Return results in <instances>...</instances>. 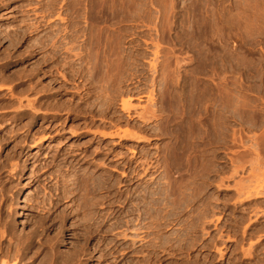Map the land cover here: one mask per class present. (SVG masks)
Listing matches in <instances>:
<instances>
[{
  "label": "rangeland",
  "instance_id": "rangeland-1",
  "mask_svg": "<svg viewBox=\"0 0 264 264\" xmlns=\"http://www.w3.org/2000/svg\"><path fill=\"white\" fill-rule=\"evenodd\" d=\"M0 74L8 264H264V0H0Z\"/></svg>",
  "mask_w": 264,
  "mask_h": 264
},
{
  "label": "bare ground",
  "instance_id": "bare-ground-1",
  "mask_svg": "<svg viewBox=\"0 0 264 264\" xmlns=\"http://www.w3.org/2000/svg\"><path fill=\"white\" fill-rule=\"evenodd\" d=\"M102 1V0H101ZM101 3V2H100ZM83 5V4H82ZM104 7V6H103ZM84 9V8H83ZM109 14V13H108ZM83 25V24H82ZM29 31V30H28ZM109 31V30H108ZM84 32V31H83ZM92 32V31H91ZM99 32V31H98ZM100 33V32H99ZM106 33V32H105ZM119 33V32H118ZM85 34V33H84ZM96 34V33H95ZM25 35V34H24ZM101 35V34H100ZM6 36V35H5ZM9 36V35H8ZM55 36V35H54ZM107 37V36H106ZM72 38V37H71ZM79 38V37H78ZM17 39V38H16ZM15 40V39H14ZM76 40V38H72L71 39V41L70 42H72V44H73V42ZM112 41V40H111ZM76 42V41H75ZM105 42V41H104ZM64 43H65V41H64ZM97 43V42H96ZM108 43H109V41H108ZM121 43V42H120ZM105 44V43H104ZM12 45V44H11ZM14 45V44H13ZM74 46V45H73ZM37 47V46H36ZM69 47V46H68ZM115 48V47H114ZM104 49V48H103ZM116 49V48H115ZM28 50V49H27ZM99 50V49H98ZM105 50V49H104ZM76 51V50H75ZM28 52V51H27ZM77 52V51H76ZM97 52V51H96ZM107 52V51H106ZM113 52V51H112ZM4 53V52H3ZM87 53V52H86ZM102 53V52H101ZM116 53V52H115ZM106 54V53H105ZM108 54V53H107ZM119 54H120V52H119ZM24 55V54H23ZM81 55V54H80ZM102 55V54H101ZM109 55V54H108ZM107 55V56H108ZM115 55V54H114ZM144 55V54H143ZM8 56V55H7ZM22 56V55H21ZM110 56H111V54H110ZM118 56V55H117ZM54 57V56H53ZM72 57V56H71ZM86 57V56H85ZM92 57V56H91ZM112 57V56H111ZM114 57V56H113ZM8 58V57H7ZM10 58V57H9ZM14 58H15V56H14ZM94 58V57H93ZM92 58V59H93ZM107 58V57H106ZM132 58V57H131ZM48 59V58H47ZM85 59L86 58H84V61H85ZM88 59V58H87ZM82 60V59H81ZM94 60H95V58H94ZM101 60V59H100ZM110 60V59H109ZM114 61H115V59H113ZM61 61V60H60ZM90 61V60H89ZM108 61V60H107ZM116 61H118V60H116ZM103 63H104V61H102ZM101 62V63H102ZM119 62V61H118ZM61 63V62H60ZM87 63V62H86ZM112 63V62H111ZM110 63V64H111ZM124 63V62H123ZM40 64V63H39ZM58 64V63H57ZM62 64V63H61ZM81 64V63H80ZM106 64V63H105ZM42 65V64H41ZM90 65V64H89ZM108 65V64H107ZM111 65H113V64H111ZM117 65V64H116ZM57 66V65H56ZM115 66V65H114ZM80 67V66H79ZM103 67V66H102ZM110 67V66H109ZM89 68V67H88ZM101 68V67H100ZM55 69V68H54ZM80 69V68H79ZM86 69V68H85ZM94 69V68H93ZM102 69V68H101ZM21 70V69H20ZM97 70H98V68H97ZM96 70V71H97ZM51 71V70H50ZM86 71V70H85ZM79 72V71H78ZM95 72V71H94ZM17 73H19V72H17ZM23 73V72H22ZM72 73V72H71ZM75 73H76V71H75ZM88 73H89V70H88ZM84 74V73H83ZM93 74V73H92ZM95 74V73H94ZM93 74V75H94ZM96 74L97 75H100L101 77H104V78H107L106 76H107V71H105V72H102V71H100V72H96ZM110 74V73H109ZM108 74V75H109ZM1 75V74H0ZM31 75V74H30ZM87 75H89V74H87ZM27 76V74L25 75V77ZM33 76V75H32ZM90 76V75H89ZM88 76V77H89ZM95 77H97L96 75H94ZM75 77V76H74ZM87 77V76H86ZM109 77V76H108ZM26 78H28V77H26ZM32 78V77H31ZM91 78V77H90ZM6 79V78H5ZM25 79V78H24ZM84 79V78H83ZM92 79H94V78H92ZM103 79V78H102ZM13 80V79H12ZM88 80V79H87ZM105 80V79H104ZM103 80V81H104ZM9 81H10V79H9ZM5 82H6V80H5ZM100 82H102V81H100ZM184 83V82H183ZM199 83V82H198ZM101 85V84H100ZM173 85V84H172ZM171 85V86H172ZM175 85V84H174ZM196 85V84H195ZM48 86V85H47ZM186 86V85H185ZM197 86V85H196ZM100 87V86H99ZM103 87V86H102ZM151 87V86H150ZM178 87V86H177ZM187 87V86H186ZM46 88V87H45ZM96 88V87H95ZM173 88V87H172ZM102 89V88H101ZM198 89H200V87L198 88ZM103 91V90H102ZM106 91V90H105ZM120 91V90H119ZM190 91V90H189ZM187 92V91H186ZM193 92V91H192ZM97 93V92H96ZM107 93V92H106ZM106 93H104L105 95H103L104 97L103 98H105V102H104V104L105 105H103L105 108H104V110H103V113L104 114H107L108 113V111H110L111 109H113V106L115 105V103H116V101H117V92H116V95L114 94L113 96H110V95H106ZM112 93V92H111ZM139 93V92H138ZM153 93V92H152ZM170 93V92H169ZM178 93V92H177ZM190 93V92H189ZM101 94V93H100ZM96 96V95H95ZM118 96H119V94H118ZM121 96V95H120ZM177 96V95H176ZM180 96V95H179ZM173 97H174V95H173ZM172 97V98H173ZM185 98V97H184ZM192 98V97H191ZM177 99V98H176ZM179 100V99H178ZM199 100V99H198ZM72 101V100H71ZM176 101V100H175ZM190 101V100H189ZM32 102V101H31ZM63 102V101H62ZM83 102V101H82ZM101 102V101H100ZM180 102V101H179ZM195 102H196V100H195ZM199 102V101H198ZM19 103V102H18ZM63 103H65V102H63ZM77 103V102H76ZM92 103V102H91ZM124 104H123V108H122V110L124 111V112H126V113H128V114H130V112H131V110L132 109H134L135 108V106L132 104V99H128L127 101H125V102H123ZM200 103V102H199ZM61 104V103H60ZM96 104V103H95ZM198 104V103H197ZM48 105H49V103H48ZM71 105V104H70ZM176 105V104H175ZM179 105V104H178ZM1 106V105H0ZM8 106H10V105H8ZM15 106V105H14ZM35 106V105H34ZM54 106V105H53ZM183 106V105H182ZM194 106V105H193ZM11 107V106H10ZM63 107H65V106H63ZM179 107V106H178ZM201 107V106H200ZM12 108V107H11ZM54 108H56V107H54ZM73 108V107H72ZM71 108V109H72ZM75 108V107H74ZM180 108H181V105H180ZM196 108H198V106L196 107ZM189 109V108H188ZM54 110V109H53ZM56 110V109H55ZM65 110H66V108H65ZM92 110V109H91ZM101 110V109H100ZM135 110V109H134ZM153 110V109H152ZM197 110V109H196ZM27 111V110H26ZM61 111V110H60ZM146 111H147V109H146ZM91 112V111H90ZM102 112V111H101ZM86 113V112H85ZM92 113V112H91ZM102 113V114H103ZM146 113V112H145ZM148 113V112H147ZM182 113V112H181ZM114 114H115V112H114ZM86 115V114H85ZM180 115V114H179ZM189 115V114H188ZM34 116V115H33ZM98 116V115H97ZM142 116V115H141ZM140 116V117H141ZM148 116V115H147ZM182 116V115H181ZM192 116V115H191ZM202 116V115H201ZM5 117V116H4ZM15 117V116H14ZM87 117V116H86ZM146 117V116H145ZM183 117V116H182ZM181 117V118H182ZM34 118V117H33ZM142 118H144V116H142ZM155 118V117H154ZM99 119V118H98ZM151 118H148V120H150ZM167 119V118H166ZM200 119H201V117H200ZM1 120V119H0ZM147 120V119H146ZM145 120V121H146ZM176 120L178 121V117H176ZM194 120V119H193ZM197 120V119H196ZM104 121V120H103ZM121 121V120H120ZM171 121V120H170ZM200 121V120H199ZM148 122V121H147ZM165 122H166V120H165ZM165 122H164V124H165ZM182 122V121H181ZM187 122V121H186ZM194 122V121H193ZM197 122V121H196ZM128 123V122H127ZM195 124V123H194ZM173 125V124H172ZM180 125V124H179ZM186 125H188V124H186ZM185 125V126H186ZM57 126V125H56ZM164 126V125H163ZM193 126H195V125H193ZM199 126V125H198ZM197 127V126H196ZM180 128V127H179ZM183 128V127H182ZM193 128V127H192ZM202 128V127H201ZM164 129V128H163ZM198 129V128H197ZM196 129V131H198ZM200 129V128H199ZM159 130V129H158ZM173 130V129H172ZM187 130V129H186ZM71 131V130H70ZM170 131V130H169ZM182 131H184V130H182ZM160 132H161V130H160ZM178 132V131H177ZM125 133V135L126 136H131V133L129 132V131H125L124 132ZM162 133V132H161ZM173 133V132H172ZM172 133H170V134H172ZM201 133V132H200ZM155 136V135H154ZM160 136V135H159ZM169 136V135H168ZM178 136V135H177ZM184 136V135H183ZM190 136V135H189ZM197 136V135H196ZM170 137V136H169ZM174 137V136H173ZM185 137V136H184ZM178 138V137H177ZM180 138V137H179ZM174 139V138H173ZM135 141L137 142V143H142V142H147L148 140L147 139H143V138H141V137H136V139H135ZM191 143V142H190ZM193 143V142H192ZM191 143V144H192ZM174 144V143H173ZM168 145V144H167ZM192 145H194V144H192ZM195 146V145H194ZM194 146H193V148H194ZM181 147V146H180ZM166 148V147H165ZM184 148V147H183ZM197 148V147H196ZM178 149V148H177ZM186 148H184L183 150H185ZM166 150V149H165ZM172 150H173V148H172ZM171 149H170V151H172ZM195 150V149H194ZM164 151V150H163ZM176 151V150H175ZM179 152V151H178ZM185 152V151H184ZM191 152V151H190ZM201 152V151H200ZM149 153V152H148ZM182 153V152H181ZM187 153V152H186ZM79 154H81V153H79ZM166 154V153H165ZM189 154V153H188ZM248 154V153H247ZM61 155V154H60ZM74 155V154H73ZM169 155V154H168ZM174 155V154H173ZM66 156V155H65ZM85 156V155H84ZM155 156V155H154ZM171 156V155H170ZM169 156V157H170ZM176 156V155H175ZM188 156V155H187ZM190 156H193V155H190ZM15 157V156H14ZM153 157V156H152ZM166 157V156H165ZM177 157V156H176ZM82 158V157H81ZM167 158V157H166ZM171 158V157H170ZM174 158V157H173ZM172 158V159H173ZM189 158V157H188ZM197 158V157H196ZM86 159V158H85ZM89 159V158H88ZM149 160V159H148ZM147 160V161H148ZM182 160V159H181ZM184 160V159H183ZM200 160V159H199ZM85 161V160H84ZM90 161V160H89ZM163 161V160H162ZM185 161V160H184ZM253 161V160H252ZM77 162V161H76ZM138 162V161H137ZM180 162V161H179ZM182 163H183V161H181ZM189 162V161H188ZM97 163V162H96ZM165 163V162H164ZM172 163V162H171ZM178 163V162H177ZM185 163V162H184ZM99 164V163H98ZM168 164V163H167ZM13 165H14V163H13ZM90 165V164H89ZM169 165V164H168ZM174 165V164H173ZM182 165H184V164H182ZM194 165V164H193ZM161 166V165H160ZM97 167V166H96ZM170 167V166H169ZM188 167V166H187ZM190 167V166H189ZM171 168V167H170ZM199 168V167H198ZM235 168V167H234ZM236 168H238V167H236ZM241 168V167H240ZM89 169V168H88ZM145 169V168H144ZM150 169V168H149ZM185 169V168H184ZM191 169V168H190ZM74 170V169H73ZM84 170V169H83ZM166 170V169H165ZM212 170V169H211ZM259 170V169H258ZM167 171V170H166ZM236 171V170H235ZM73 172V171H72ZM172 172V171H171ZM189 172H190V170H189ZM195 172V171H194ZM212 172V171H211ZM87 173V172H86ZM168 173V172H167ZM182 173V172H181ZM200 173V172H199ZM261 173V172H260ZM93 174V173H92ZM102 174V173H101ZM166 174V173H165ZM235 174V173H234ZM81 175V174H80ZM95 175V174H94ZM168 175V174H167ZM191 175H193V173L191 174ZM195 175H196V173H195ZM263 175V174H262ZM90 176V175H89ZM184 176V175H183ZM198 176V175H197ZM200 176V175H199ZM83 177V176H82ZM87 177V176H86ZM100 177V176H99ZM153 177V176H152ZM165 177V176H164ZM168 177H169V175H168ZM195 178V177H194ZM103 179H105V178H103ZM138 179V178H137ZM155 179V178H154ZM158 179V178H157ZM181 179V178H180ZM185 179V178H184ZM183 179V180H184ZM193 179V178H192ZM85 180H87V179H85ZM109 180V179H108ZM160 180V179H159ZM188 180V179H187ZM91 181V180H90ZM181 181V180H180ZM116 182V181H115ZM149 182V181H148ZM156 182H157V180H156ZM182 182V181H181ZM180 182V183H181ZM186 182V181H185ZM185 182H183V183H185ZM83 183V182H82ZM90 183V182H89ZM88 183V184H89ZM109 183V182H108ZM126 183V182H125ZM146 183V182H145ZM151 183V182H150ZM175 183V182H174ZM179 183V182H178ZM192 183H193V181H192ZM68 184H69V182H68ZM85 184V183H84ZM172 184H173V182H172ZM86 185V184H85ZM163 185V184H162ZM165 185V184H164ZM187 185V184H186ZM240 185V184H239ZM106 183H105V181L103 180V181H100L99 180V182H98V185H96V187L99 189V190H105V188H106ZM168 186V185H167ZM176 186V185H175ZM174 186V187H175ZM197 186H199V185H197ZM203 186V185H202ZM87 187V186H86ZM90 187V186H89ZM95 187V188H96ZM179 187V186H178ZM110 188V187H109ZM144 188V187H143ZM169 188V187H168ZM173 188V187H172ZM191 188H193V187H191ZM205 188V187H204ZM111 189V188H110ZM155 189V188H154ZM153 189V190H154ZM170 189V188H169ZM179 189V188H178ZM200 189H201V187H200ZM78 190V189H77ZM97 190V189H96ZM99 190H98V192H99ZM149 190H150V187H149ZM152 190V189H151ZM161 190V189H160ZM86 191V190H85ZM206 191V190H205ZM87 192V191H86ZM91 193H92V191H90ZM89 192V193H90ZM101 192V191H100ZM103 192V191H102ZM147 192V191H146ZM152 192V191H151ZM180 192V191H179ZM192 192V191H191ZM197 192V191H196ZM95 193V192H94ZM104 193V192H103ZM102 193V195H98L99 196V198L98 199H95V200H93V198H91L89 201H87V205H84V206H91V207H95V208H97L98 210H99V213H95V214H93L95 217H97L98 219H99V222L97 223V225H96V227H94V228H96V230L97 231H100V232H102V230H103V225H105L104 223H103V219H105V215H106V213H104V211H105V204H106V202L108 201V198L109 197H107V196H104V194ZM110 193V192H109ZM166 193V192H165ZM169 193V192H168ZM182 193V192H181ZM72 194V193H71ZM96 194V193H95ZM115 194V193H114ZM129 194V193H128ZM131 194V193H130ZM135 194H136V192H135ZM178 194H180V193H178ZM183 194H185V193H183ZM195 194V193H194ZM242 194V193H241ZM113 195V194H112ZM120 195V194H119ZM145 195V194H144ZM198 195V194H197ZM200 195V194H199ZM254 195H255V197H254ZM81 196V195H80ZM83 196V195H82ZM130 196V195H129ZM148 197L147 198H151V193L150 192H148V195H147ZM158 196H159V194H158ZM161 196V195H160ZM169 196V195H168ZM175 196V195H174ZM173 196V197H174ZM178 196H180V195H178ZM193 196V195H192ZM195 196V195H194ZM254 198H261V197H264V192H262V191H256V193H254L253 195H252ZM252 196H247V198H248V200H249V198L251 197L252 198ZM157 197V196H156ZM166 197V196H165ZM176 197V196H175ZM188 197V196H187ZM186 197V198H187ZM81 198V197H80ZM154 198V197H153ZM195 198V197H194ZM246 198V199H247ZM171 199V198H170ZM192 199V198H191ZM199 199V198H198ZM180 200H183V199H180ZM179 200V201H180ZM82 201V200H81ZM126 201V200H125ZM139 201V200H138ZM150 202L148 203L147 201H146V203H148V210L146 211V212H148L147 213V216H148V218H150L151 216H153V215H151V213H149V211L151 210V205H152V200H149ZM164 201V200H163ZM174 201V200H173ZM85 202V201H84ZM122 202V201H121ZM141 202V201H140ZM186 202V201H185ZM145 203V204H146ZM163 203V202H162ZM177 203H179V202H177ZM177 203H176V205H177ZM58 204V203H57ZM86 204V203H85ZM123 204V203H122ZM132 204V203H131ZM174 204V203H173ZM108 205V204H107ZM133 205V204H132ZM158 205H159V203H158ZM179 205V204H178ZM180 205H181V203H180ZM191 205V204H190ZM140 206V205H139ZM146 206V205H145ZM146 206V207H147ZM170 206V205H169ZM185 206V205H184ZM172 207V206H171ZM183 207V206H182ZM56 208V207H55ZM89 208V207H88ZM158 208V207H157ZM85 209V208H84ZM91 209V208H90ZM94 209V208H93ZM142 209V208H141ZM176 209V208H175ZM174 209V210H175ZM186 209V208H185ZM87 210V209H86ZM96 210V209H95ZM110 210V209H109ZM138 210V209H137ZM154 210V209H153ZM165 210V209H164ZM178 210H179V208H178ZM197 210H199V209H197ZM94 211V210H93ZM82 212V211H81ZM92 212V211H91ZM102 212V213H101ZM127 212V211H126ZM161 212V211H160ZM166 212V211H165ZM164 212V213H165ZM179 212V211H178ZM205 212V211H204ZM87 213V212H86ZM109 213V212H108ZM91 214V213H90ZM133 214V213H132ZM145 214V213H144ZM67 215V214H66ZM138 215V214H137ZM162 215V214H161ZM62 216V215H61ZM88 216H89V212H88ZM93 216V217H94ZM133 216V215H132ZM135 216V215H134ZM146 216V215H145ZM146 216V217H147ZM159 216V215H158ZM67 217V216H66ZM65 217V218H66ZM145 217V218H146ZM155 217V216H154ZM154 217H152V218H154ZM197 217V216H196ZM195 217V218H196ZM200 217V216H199ZM92 218V217H91ZM83 219V218H82ZM90 219V216H89V218H88V220ZM98 219H97V221H98ZM130 219V218H129ZM157 219V218H156ZM164 219V218H163ZM163 219H161V220H163ZM180 219V218H179ZM194 219V218H193ZM85 220V219H84ZM87 220V221H88ZM93 220V219H92ZM95 220V219H94ZM120 220V219H119ZM146 220V219H145ZM147 220H149V219H147ZM151 220V219H150ZM45 221V220H44ZM52 221V220H51ZM97 221H95V222H97ZM183 221V220H182ZM186 221V220H185ZM83 222V221H82ZM89 222V221H88ZM94 222V223H95ZM154 222H155V220H154ZM159 222V221H158ZM197 222H199V221H197ZM201 222V221H200ZM53 223V222H52ZM118 223H119V221H118ZM196 223V222H195ZM13 224V223H12ZM43 224V223H42ZM88 224V223H87ZM125 224V223H124ZM147 224V223H146ZM182 224V223H181ZM56 225V224H55ZM89 225V224H88ZM118 225V224H117ZM14 226V225H13ZM41 226V225H40ZM93 226V225H92ZM125 226V225H124ZM134 226V225H133ZM12 227V226H11ZM10 227V228H11ZM120 227V226H119ZM8 228V227H7ZM88 228V227H87ZM139 228V227H138ZM164 228V227H163ZM12 229V228H11ZM15 229V228H14ZM13 229V230H14ZM48 229H49V225H48ZM90 230H88V233H91V228H89ZM108 229V228H107ZM146 231H145V233H146V235H147V238H148V241H151L153 238H152V230H153V227H152V221L151 222H149L148 223V226L146 227ZM193 229V228H192ZM8 230V229H7ZM12 230V231H13ZM36 230H38V229H36ZM47 230V229H46ZM45 230V231H46ZM109 230V229H108ZM114 230V229H113ZM127 230V229H126ZM139 230V229H138ZM138 230H136L135 229V231H138ZM141 230V229H140ZM160 230V229H159ZM186 230V229H185ZM90 231V232H89ZM97 231H95L96 233H97ZM39 232V231H38ZM37 232V233H38ZM95 232H93V233H95ZM107 232V231H106ZM132 232V231H131ZM139 232V231H138ZM17 233V232H16ZM87 233V232H86ZM105 233V232H104ZM109 233V232H108ZM157 233V232H156ZM1 234V233H0ZM15 234V233H14ZM125 234V233H124ZM144 234V233H143ZM11 235V234H10ZM17 235V234H16ZM22 235V234H21ZM20 235V237H19V242H17L18 243V249H15V250H17V251H15L16 252V254H13L14 256H12V253L13 252H11V247L10 246H7V247H3V245L1 244L0 245V256H2V259L0 258V264H8V259H10V258H12V257H17V256H15V255H21V254H23L24 252H25V249L28 247H25V245H26V238L24 237V235L23 236H21ZM45 235V234H44ZM58 235V234H57ZM83 235V234H82ZM81 235V236H82ZM88 235V234H87ZM102 235V234H101ZM126 235V234H125ZM187 235V234H186ZM28 236V235H27ZM36 236H38V235H36ZM43 236V235H42ZM56 236V235H55ZM100 236V235H99ZM127 236V235H126ZM137 236H139V235H137L136 234V237ZM58 237V236H57ZM88 237V236H87ZM125 237V236H124ZM31 238V237H30ZM33 238L34 237H32V239L31 240H33ZM36 238V237H35ZM53 238V237H52ZM144 238V237H143ZM162 238V237H161ZM103 239H104V237H103ZM164 239H166V238H164ZM17 240V239H16ZM86 240V239H85ZM88 240V239H87ZM15 241V240H14ZM13 241V242H14ZM30 241V240H29ZM138 241V240H137ZM167 241V240H166ZM12 242V243H13ZM45 242V241H44ZM52 242V241H51ZM54 242V241H53ZM11 243V242H10ZM30 243H31V241H30ZM38 243V242H37ZM133 243V242H132ZM32 244V243H31ZM48 244H50V243H48ZM99 244H101V243H99ZM144 244V243H143ZM12 245V244H11ZM85 245V244H84ZM133 245V244H132ZM140 245V244H139ZM150 245V244H149ZM155 245V244H154ZM157 245V244H156ZM15 246V245H14ZM30 246V245H29ZM32 246V245H31ZM101 246V245H100ZM97 247V246H96ZM134 247V246H133ZM54 248H55V246H54ZM86 247H84L83 249H85ZM98 248V247H97ZM152 248H153V246H152ZM28 250V249H27ZM53 250V249H52ZM89 250V249H88ZM39 251H40V249H39ZM38 251V252H39ZM54 251V250H53ZM78 251V250H77ZM83 251V250H82ZM37 252V251H36ZM42 252H43V250H42ZM50 252V251H49ZM48 252V253H49ZM75 252V251H74ZM59 253V252H58ZM149 253V252H148ZM53 254V253H52ZM35 255V254H34ZM69 255V254H68ZM81 255V254H80ZM85 255V254H84ZM46 256V255H45ZM44 256V257H45ZM49 256H50V254H49ZM61 256V255H60ZM22 257V256H21ZM47 257V256H46ZM45 257V258H46ZM65 257V256H64ZM85 257V256H84ZM20 258V257H19ZM61 258V257H60ZM83 258V257H82ZM14 259V258H13ZM17 259V258H16ZM52 259V258H51ZM51 259H49L50 261H51ZM55 259H56V257H55ZM76 259H78L77 257H76V255L74 256V257H72V258H68V263L69 264H77V261L78 260H76ZM43 260V259H42ZM80 260V259H79ZM83 260V259H82ZM33 261V260H32ZM48 261V260H47ZM49 261V262H50ZM58 261V260H57ZM56 261V262H57ZM60 261V260H59ZM66 261V262H67ZM39 262V261H38ZM48 262V263H49ZM65 262V263H66ZM62 263V262H61ZM64 263V264H65ZM14 264V263H13ZM27 264H28V262H27ZM44 264V263H43ZM60 264V263H59ZM63 264V263H62Z\"/></svg>",
  "mask_w": 264,
  "mask_h": 264
}]
</instances>
